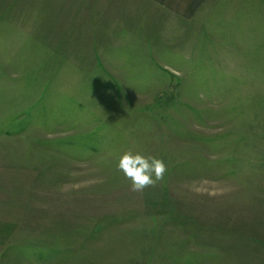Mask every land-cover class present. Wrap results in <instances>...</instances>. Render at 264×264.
Wrapping results in <instances>:
<instances>
[{"label":"rangeland","instance_id":"374dc122","mask_svg":"<svg viewBox=\"0 0 264 264\" xmlns=\"http://www.w3.org/2000/svg\"><path fill=\"white\" fill-rule=\"evenodd\" d=\"M0 264H264V0H0Z\"/></svg>","mask_w":264,"mask_h":264},{"label":"clouds","instance_id":"9594fccd","mask_svg":"<svg viewBox=\"0 0 264 264\" xmlns=\"http://www.w3.org/2000/svg\"><path fill=\"white\" fill-rule=\"evenodd\" d=\"M118 167L130 179L134 190L156 183L166 171L162 159L133 150L124 151L120 155Z\"/></svg>","mask_w":264,"mask_h":264}]
</instances>
